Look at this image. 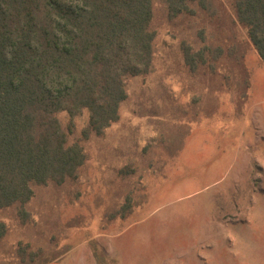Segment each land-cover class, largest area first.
<instances>
[{
	"label": "rangeland",
	"instance_id": "rangeland-1",
	"mask_svg": "<svg viewBox=\"0 0 264 264\" xmlns=\"http://www.w3.org/2000/svg\"><path fill=\"white\" fill-rule=\"evenodd\" d=\"M208 2L152 1L150 69L101 133L55 114L85 161L0 207V264H264V60L233 0Z\"/></svg>",
	"mask_w": 264,
	"mask_h": 264
},
{
	"label": "trees",
	"instance_id": "trees-1",
	"mask_svg": "<svg viewBox=\"0 0 264 264\" xmlns=\"http://www.w3.org/2000/svg\"><path fill=\"white\" fill-rule=\"evenodd\" d=\"M152 1L0 0V207L16 205L25 215L34 184L60 183L84 163L58 111L87 110L95 133L117 120L125 79L152 63ZM166 3L172 15L190 3L210 7L208 0ZM232 7L264 60V0H233ZM6 229L0 220V239Z\"/></svg>",
	"mask_w": 264,
	"mask_h": 264
}]
</instances>
